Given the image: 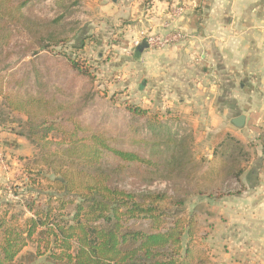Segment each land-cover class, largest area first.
<instances>
[{
    "label": "crops",
    "instance_id": "1",
    "mask_svg": "<svg viewBox=\"0 0 264 264\" xmlns=\"http://www.w3.org/2000/svg\"><path fill=\"white\" fill-rule=\"evenodd\" d=\"M68 4L64 9L77 16L70 38L98 76L119 77L121 90L143 109L162 110L207 138L230 136L246 146L249 160L239 182L206 200L213 217L206 241L216 264H264V0ZM177 31L184 41L166 48L133 47L141 33ZM240 116L245 125L237 128L232 122ZM3 160L5 182L10 169Z\"/></svg>",
    "mask_w": 264,
    "mask_h": 264
},
{
    "label": "rangeland",
    "instance_id": "2",
    "mask_svg": "<svg viewBox=\"0 0 264 264\" xmlns=\"http://www.w3.org/2000/svg\"><path fill=\"white\" fill-rule=\"evenodd\" d=\"M16 1L26 3L22 12L31 20L32 30L28 32L14 24L2 28L0 21V159H4L2 162L6 161V168L10 169L5 182L0 179V215L7 212L9 216H16L21 226L34 218L35 213L46 212L48 208L53 209L52 220L60 222L71 218V205L64 210L59 207L61 203L70 204L72 198H61L51 188L54 171L45 165L53 153L63 158L62 150L68 148V143L62 140L59 132H51L49 143H39V146L27 137L30 128L38 127L49 113L59 117L54 120L56 125L70 132L76 131L79 138L103 136L110 147L135 153L155 164L164 163L173 155L169 149H173L174 141L178 140L185 145L184 151H188L187 165L169 179L156 174L166 173L163 166L155 169L157 165L150 168L146 163H125L113 153L103 152L102 161L107 172L116 171L111 173L109 184L131 193L166 194L168 199L161 204L168 214L166 227H171L176 219L191 220L192 252L195 257L202 255L203 264H216L215 250L206 241V234L213 227L211 206L206 200L216 196L210 194L215 191H210L206 177L218 165V159L212 154L232 137L225 136V140L207 138L202 130L191 131L190 127L174 121L162 110L151 108L144 116L133 114L129 109L139 107L138 102L121 90L119 77H100L90 65L92 76L88 78L71 67L67 58H74V42L70 36L77 16L70 9L61 11L59 3L63 0ZM78 1L67 0L71 4ZM60 13L67 15L64 22L59 20ZM62 25L67 27L64 37L70 39L69 47L65 49L53 44L46 49L49 37L54 36L56 40L61 37ZM30 99L44 102L42 109L28 108L32 120L30 115L15 109ZM59 106L65 111L58 110ZM241 145L248 153L246 146ZM235 152L233 158L225 159L227 170L228 165L245 164L243 154L237 148ZM1 170L5 173L2 165ZM229 180L228 177L226 181ZM228 189L233 190L231 186ZM205 191L208 195L203 194ZM131 226L144 232L151 231L147 220L132 221ZM35 253L37 244L33 242L24 249L16 264H51L47 255L32 262L29 255Z\"/></svg>",
    "mask_w": 264,
    "mask_h": 264
},
{
    "label": "trees",
    "instance_id": "3",
    "mask_svg": "<svg viewBox=\"0 0 264 264\" xmlns=\"http://www.w3.org/2000/svg\"><path fill=\"white\" fill-rule=\"evenodd\" d=\"M66 1L59 3L61 10L64 9ZM146 1L149 3L151 0ZM25 5V2L18 4L16 0H0L2 28L14 24L31 32V20L22 12ZM71 6L73 4L69 5ZM64 19L65 16L61 15L59 20L64 22ZM66 28V25H62V34L57 40L54 36L49 37L45 48L48 49L53 44L68 48L70 39L64 37ZM80 49L82 48L73 45L74 58L68 57L67 60L75 72L91 78V64L80 56ZM4 99L9 98L4 96ZM43 107L42 100L30 99L15 109L30 115L32 120L28 108ZM57 109L65 111L63 106ZM129 110L139 116L147 114V110L141 107H130ZM58 118L54 113H49V117L42 119L38 127L30 128L27 137L39 146V143H49L51 132H59L62 140L68 143V148L62 150L63 158L67 159L53 153L45 161V165L54 171L55 178L51 188L61 198H72L70 204L61 203L59 210L71 205L73 213L67 221L57 222L52 220L53 209L48 208L46 212L35 213L34 218L28 219L22 226L16 216L2 213L0 264H16L24 249L33 242L37 244V253L29 255L32 262L47 255L51 264H203L202 255L195 257L190 246L193 234L191 220L176 219L171 227H166L168 214L161 204L166 202L167 195L131 193L110 185L109 177L116 171L107 172L102 161L103 152L108 151L125 163H146L150 168L157 165L155 169L163 166L166 173L156 174L163 179H169L175 173L182 172V168L187 165L185 156L188 151H184L185 145L182 141L175 140L174 148L169 149L173 155L164 163L155 164L135 153L110 147L103 136L79 138L76 131L70 132L56 125L54 120ZM236 148L243 154L245 164L228 165L227 170L225 159L233 158ZM213 157L218 159V165L208 172L206 180L210 191H215L210 194L215 193L219 197L229 193L228 188L233 182H239L249 160V153L237 140L229 138L214 152ZM228 177L230 180L226 181ZM203 194L208 195L206 191ZM139 220L150 221L151 231L133 229L131 222ZM35 236L39 237L36 241ZM186 238L189 241L185 242Z\"/></svg>",
    "mask_w": 264,
    "mask_h": 264
},
{
    "label": "built area",
    "instance_id": "4",
    "mask_svg": "<svg viewBox=\"0 0 264 264\" xmlns=\"http://www.w3.org/2000/svg\"><path fill=\"white\" fill-rule=\"evenodd\" d=\"M184 39L185 35L178 31L166 36L148 35L146 33H141L140 38L134 42L133 47L137 48L143 41H146L148 47L154 49H163L168 47L172 43L184 41Z\"/></svg>",
    "mask_w": 264,
    "mask_h": 264
},
{
    "label": "water",
    "instance_id": "5",
    "mask_svg": "<svg viewBox=\"0 0 264 264\" xmlns=\"http://www.w3.org/2000/svg\"><path fill=\"white\" fill-rule=\"evenodd\" d=\"M148 45L146 43V41H143L138 47L137 49L138 50H142V49H145L147 48ZM233 125L237 128H242L244 125H245V117L244 116H240V117H237L233 120Z\"/></svg>",
    "mask_w": 264,
    "mask_h": 264
}]
</instances>
